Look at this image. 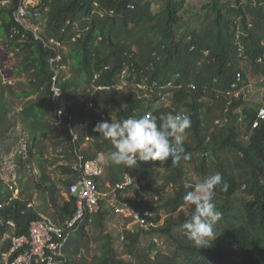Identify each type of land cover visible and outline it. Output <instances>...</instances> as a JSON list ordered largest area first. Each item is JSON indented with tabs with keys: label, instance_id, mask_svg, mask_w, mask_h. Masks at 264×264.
<instances>
[{
	"label": "trees",
	"instance_id": "trees-1",
	"mask_svg": "<svg viewBox=\"0 0 264 264\" xmlns=\"http://www.w3.org/2000/svg\"><path fill=\"white\" fill-rule=\"evenodd\" d=\"M5 1L0 0V40L23 53L18 71L28 77V89L15 92L0 79V144L13 127L6 94L21 98V124L31 145L20 162L39 165L32 189L49 206L57 224L75 212L73 199L65 194L77 177V153L88 160L99 159L113 149L110 140L93 131L97 123L150 114L159 124L160 117L185 109L191 115L192 125L183 143L191 153L189 161L179 166L172 165L171 159L138 161L136 167L124 169L106 159L100 186L105 181L111 186L120 183L128 171L141 188L136 193L119 192L118 202L140 213L155 214L150 218L154 226L132 231L127 228L131 220L123 218L120 237H113L105 233L104 223L115 213L101 202L92 225L101 230L96 238L100 254L91 264H264V122L252 128L261 106H249L243 98L228 95L237 74L244 83L264 81V0H205L201 8L206 22L193 30L183 27L185 0H164L157 13L151 10L153 0H40L35 8L41 17L33 22L42 23L43 37L56 38L66 46L57 64L68 68L59 69V108L72 116L75 142L67 120L60 126L53 122L49 64L53 53L30 32L21 31L25 34L21 43H16L20 35L10 40L18 0L1 5ZM76 30L84 32L72 41ZM126 73L129 85L122 88L121 77ZM190 84L193 89L188 88ZM179 85L173 89L169 107H156L169 89ZM45 139L61 149L60 159H43L48 149ZM61 160L65 164L58 165ZM43 163L57 164L55 170L67 176L62 189ZM158 167L166 169L162 177L155 175ZM217 171L228 185L226 191L222 186L215 189L214 203L223 215L214 226L217 238L212 246L199 248L181 228L194 207L184 197L192 190L187 185L194 186ZM166 188L170 191L163 194ZM12 196L0 178V239L7 230L6 221H13L15 234L22 235L42 214L40 208L28 207L29 194L22 191L10 200ZM162 211L164 220L159 215ZM85 232L81 229L72 237L71 254L78 253ZM156 239L167 242L170 253L165 254ZM7 249L5 241L0 251ZM78 264L87 262L79 260Z\"/></svg>",
	"mask_w": 264,
	"mask_h": 264
},
{
	"label": "built area",
	"instance_id": "built-area-1",
	"mask_svg": "<svg viewBox=\"0 0 264 264\" xmlns=\"http://www.w3.org/2000/svg\"><path fill=\"white\" fill-rule=\"evenodd\" d=\"M35 7L36 5H33L30 0H18V5L13 13L15 26L12 28L10 40H14L16 35H20V39L16 43H21L25 39V34H21V31L30 32L35 41H39L43 48L53 53V56L49 59L53 71L50 85L51 103L55 106L53 122L56 126H60L67 120L71 140L75 142L77 134L72 129V116L59 108L62 100V91L59 87V69L66 70L67 67L64 65L57 67V64L62 61L66 46L56 38L42 36V23L33 22L41 17L40 12ZM64 31L65 29L61 30V32ZM84 31L76 30V34L71 40L75 41ZM241 81V76L237 74L236 81L232 85V88L235 89L233 93L235 96H238L243 90L237 89ZM170 93L169 91L166 92L163 99L167 98ZM102 117L105 119V116ZM258 117L264 120V109L259 111ZM258 124L259 121H256L253 127ZM104 168L99 159L88 160L77 153V161L74 166L77 177L70 183L65 194L66 197L72 198L74 202L75 212L72 217L60 225L54 222L51 216L40 214L37 220L30 222L27 234L22 235L15 234L16 226L13 221H6L7 230L1 239L3 243L8 242V249L0 251V264H78L80 254H71V239L81 229L87 230L93 225L95 214L101 202H106L111 206L116 215L130 219L129 224L134 225V227L147 228L154 226V221L150 218H153L155 214L147 211L140 213L125 203L118 202L117 195L119 192L130 189L136 193L141 188L140 183L127 171L120 183L111 186L105 181L101 187L98 181L104 180ZM13 198L16 197L12 196L10 200ZM2 206L3 204L0 205V207ZM30 206L31 204L28 205V207ZM121 240H123V237H121Z\"/></svg>",
	"mask_w": 264,
	"mask_h": 264
},
{
	"label": "rangeland",
	"instance_id": "rangeland-1",
	"mask_svg": "<svg viewBox=\"0 0 264 264\" xmlns=\"http://www.w3.org/2000/svg\"><path fill=\"white\" fill-rule=\"evenodd\" d=\"M9 0L2 2L1 5H6ZM33 5H38L40 0H30ZM164 0H153L151 10L153 13H157L161 8ZM205 0H185L184 8L181 11V18L184 29H201L203 28L206 22V14L202 11V5ZM23 53L14 52L10 47L5 46L0 40V79L1 83L4 85H10L12 90L15 92H20L22 90L28 89L27 81L28 77L19 72L18 69L21 66ZM68 69V68H67ZM65 71H68V70ZM127 75L124 74L121 77L120 87H126L129 84L124 79ZM251 93L248 95L246 102L249 106H263L264 105V86L263 82L255 83L254 80H251ZM169 97H171V93L169 96L159 102L156 107H166L170 104ZM6 99L8 104L10 105L11 112L10 115L13 120V127L9 131V136L5 140V142L0 144V178L3 180L4 184L13 191V196L18 197L20 192L23 191V194H29L31 196V206L34 208H40L43 215L52 216V212L49 209V206L44 203L43 198L36 193L32 189L31 183L37 182L38 177L37 174L39 172V165L36 163H31L23 165V162H20L22 158L23 161L26 158V152L28 146L31 145L30 137L24 130L21 124V116L20 110L23 105V100L21 98H15L6 94ZM88 107H91L90 103H88ZM114 120V119H112ZM240 122V126H241ZM244 143H247V139H242ZM45 145H47L48 149L45 153L43 159L48 161H52L54 159H60V148H55L51 146V142L45 139ZM101 164H107L106 156L101 155L99 157ZM152 162V161H150ZM65 162L61 160L58 165H63ZM42 167L47 170V172L51 175L54 181H56L58 188L62 189V181L67 179L66 175H62L59 171L55 170V166H50V164H41ZM74 166V165H73ZM155 175L163 176L166 169L162 167L155 168ZM170 191L169 188H166L163 191V194H168ZM63 192V191H62ZM162 216V220L166 218L165 213L162 211L160 214ZM162 223V221H161ZM124 227V220L121 215L112 214L108 217V219L104 223V231L105 233H111L113 237H120L121 232ZM127 228L132 231H136L137 228L134 225L129 224ZM100 229L91 226L86 230V234L84 235V239L82 240V244L80 245L79 251L77 254H80V261L87 262V264H91L92 261L99 256L98 251V242L96 241L97 237H100ZM75 237V236H74ZM150 237V236H146ZM75 242V241H74ZM160 249L165 253H170V247L162 239H156L155 241ZM3 245L2 239H0V249ZM77 245V244H76ZM120 243L118 240L115 241V247L119 249ZM75 249V247H74ZM125 259V258H124Z\"/></svg>",
	"mask_w": 264,
	"mask_h": 264
},
{
	"label": "clouds",
	"instance_id": "clouds-1",
	"mask_svg": "<svg viewBox=\"0 0 264 264\" xmlns=\"http://www.w3.org/2000/svg\"><path fill=\"white\" fill-rule=\"evenodd\" d=\"M235 81L231 84L228 95L246 100L251 93L252 84L244 83L242 80L237 89L243 90L238 96H235L233 94L235 89L232 88ZM179 88H181L180 85L168 90L172 95L169 98L170 104L166 107L171 105L173 89ZM188 88L193 89L194 86L190 84ZM261 109H264V106L257 110L256 119L252 123L253 129L264 122L258 117ZM256 121H259V124L253 127ZM191 125V115L185 109L176 115L168 114L160 117L159 124L155 116L145 115L140 118L105 120L97 123L93 131L111 141L113 149L108 152L106 159L113 165H122L125 169L136 167L138 161H167L171 159L172 165L179 166L181 161L186 162L191 159V153L183 147L185 136ZM217 186H222V191H226L228 188L219 171L205 176L194 186L187 185L192 190L186 193L184 199L194 207L189 219L181 225V228L186 238L199 248L211 247L217 238L214 226L223 215L214 203Z\"/></svg>",
	"mask_w": 264,
	"mask_h": 264
}]
</instances>
